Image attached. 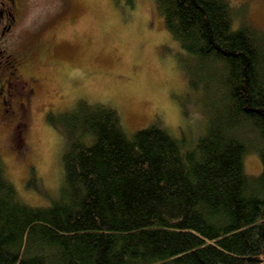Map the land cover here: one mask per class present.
I'll use <instances>...</instances> for the list:
<instances>
[{"label": "trees", "instance_id": "16d2710c", "mask_svg": "<svg viewBox=\"0 0 264 264\" xmlns=\"http://www.w3.org/2000/svg\"><path fill=\"white\" fill-rule=\"evenodd\" d=\"M155 1L201 61L205 132L189 146L158 123L128 134L115 107L85 100L49 112L67 139L60 193L22 200L0 152V264L264 262V27H234L230 0Z\"/></svg>", "mask_w": 264, "mask_h": 264}, {"label": "rangeland", "instance_id": "374dc122", "mask_svg": "<svg viewBox=\"0 0 264 264\" xmlns=\"http://www.w3.org/2000/svg\"><path fill=\"white\" fill-rule=\"evenodd\" d=\"M22 1L20 27L32 32L23 41L39 49L28 61L43 84L28 105L23 143L0 118V152L22 200L47 205L59 195L67 139L48 114L81 100L115 107L128 134L158 123L189 146L205 132L201 61L173 37L155 0ZM230 1L234 27H264V0ZM244 162L249 175L261 172L255 148Z\"/></svg>", "mask_w": 264, "mask_h": 264}, {"label": "flooded vegetation", "instance_id": "af4514ba", "mask_svg": "<svg viewBox=\"0 0 264 264\" xmlns=\"http://www.w3.org/2000/svg\"><path fill=\"white\" fill-rule=\"evenodd\" d=\"M22 2L0 0V118H7L13 124L16 135L23 143V131L29 120L28 105L37 89L39 91L42 87L43 78L28 61L32 52L35 55L39 53V49L30 41H23L24 33L32 32L23 31V26L20 27ZM18 30L21 31L20 34L17 33ZM8 35L10 38L6 37ZM44 52L46 53V49ZM50 53L48 57L51 56ZM46 56L45 54L44 57Z\"/></svg>", "mask_w": 264, "mask_h": 264}, {"label": "water", "instance_id": "95a60500", "mask_svg": "<svg viewBox=\"0 0 264 264\" xmlns=\"http://www.w3.org/2000/svg\"><path fill=\"white\" fill-rule=\"evenodd\" d=\"M260 264H264V262L260 263Z\"/></svg>", "mask_w": 264, "mask_h": 264}]
</instances>
